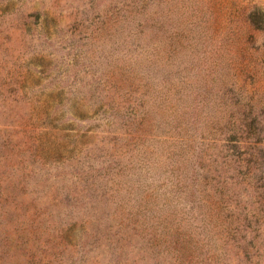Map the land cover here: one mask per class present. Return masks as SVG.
<instances>
[{"label":"rangeland","instance_id":"374dc122","mask_svg":"<svg viewBox=\"0 0 264 264\" xmlns=\"http://www.w3.org/2000/svg\"><path fill=\"white\" fill-rule=\"evenodd\" d=\"M0 264H264V0H0Z\"/></svg>","mask_w":264,"mask_h":264}]
</instances>
